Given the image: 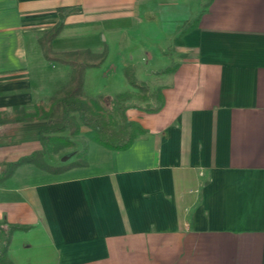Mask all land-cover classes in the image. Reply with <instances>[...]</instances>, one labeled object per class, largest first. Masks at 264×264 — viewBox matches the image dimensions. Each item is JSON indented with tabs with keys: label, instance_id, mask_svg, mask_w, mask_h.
Wrapping results in <instances>:
<instances>
[{
	"label": "crops",
	"instance_id": "1",
	"mask_svg": "<svg viewBox=\"0 0 264 264\" xmlns=\"http://www.w3.org/2000/svg\"><path fill=\"white\" fill-rule=\"evenodd\" d=\"M190 1L0 0V243L9 225L27 227L11 234L13 264H264V0ZM61 15L55 51L106 52L86 68L85 94L130 69L153 80L157 103L129 105L145 133L125 149L81 125L82 151L45 160L82 153L85 165L26 163L5 176L42 149L46 120L13 116L56 89L39 39Z\"/></svg>",
	"mask_w": 264,
	"mask_h": 264
},
{
	"label": "trees",
	"instance_id": "2",
	"mask_svg": "<svg viewBox=\"0 0 264 264\" xmlns=\"http://www.w3.org/2000/svg\"><path fill=\"white\" fill-rule=\"evenodd\" d=\"M62 26L63 17L61 15L57 24L39 39V43L45 60L69 67L68 81L55 89L47 101L36 103L33 111L27 112L24 109L15 111L14 121L45 119L46 123L40 134L42 149L11 163L4 174L5 176L10 175L17 166L26 163L54 173H61L72 167L85 165L82 153L76 160L62 166L50 165L45 160V156L71 144L64 136L59 135L60 133L67 131L69 136H76L80 133L81 125L87 128L85 136L88 140L109 150L125 149L137 136L145 133L138 122L129 120L126 115L129 108L127 101L131 98L130 93L123 92L113 97L103 95L94 97L84 93L83 76L86 68L98 67L104 61L106 52L94 54L88 49L55 51L51 46V41L60 32ZM194 26H187L183 33ZM125 74L130 85L142 92H147V87L144 84H139L134 80L130 69H126ZM161 104L160 102L154 108L147 107V110H158ZM58 110H60V117L54 121L50 115ZM8 228L9 231L0 243V264H13L6 255L11 234L15 229L27 227L9 225Z\"/></svg>",
	"mask_w": 264,
	"mask_h": 264
},
{
	"label": "rangeland",
	"instance_id": "3",
	"mask_svg": "<svg viewBox=\"0 0 264 264\" xmlns=\"http://www.w3.org/2000/svg\"><path fill=\"white\" fill-rule=\"evenodd\" d=\"M190 3H191V5H193L194 4L193 0H191ZM113 65H115L114 62L107 63L106 69L109 70L111 68V66H113ZM68 69H69V67H67L65 65L58 64L59 77H58V82L56 83V85H54L56 89L68 81V75H69V73L67 71ZM93 72H90V73H93ZM97 72H98V70H95V73H97ZM113 74L116 76L111 78V79L103 78L102 81L99 80L100 81L99 86H97V82H98L97 78L92 80L91 83H89L87 86L88 89H87V91H85L86 94L87 95H94V96L115 95V94L122 93V92H129V90L131 89L130 90L131 91L130 92L131 93V99H129L127 101L128 105H142L143 106L147 102L149 103V105H152V106L156 105V103H157L156 101L158 99L159 88L156 87V84L153 82V80L142 81V84H144L145 87H147V92H142L138 88H131V86L127 82V79H124V78H123V80H121L119 78L117 79V72H115ZM88 80H90L89 77H87V81ZM103 82L105 83L104 86L102 85ZM89 90H91V92ZM96 92H98V93H96ZM80 129H81V127H80ZM59 135L64 136L66 139H68L71 142V144L68 145V147H71V146L73 147L75 144H77V145H79V149L81 148V151H82V149L84 147V143H85L84 141H86V139L81 138V136H77V135L76 136H69L67 131L60 133ZM80 141H83L82 142L83 145L80 143ZM60 149H61V151H60ZM60 149L57 151L56 155H54V158H53L54 162H56V164H60L61 156L65 152L64 147L60 148ZM74 158L75 157H73L71 160H73Z\"/></svg>",
	"mask_w": 264,
	"mask_h": 264
}]
</instances>
